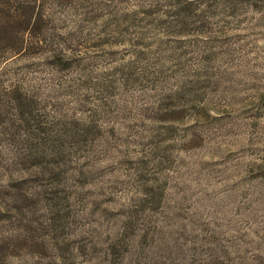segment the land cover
<instances>
[{
  "label": "rangeland",
  "instance_id": "obj_1",
  "mask_svg": "<svg viewBox=\"0 0 264 264\" xmlns=\"http://www.w3.org/2000/svg\"><path fill=\"white\" fill-rule=\"evenodd\" d=\"M40 3L0 36V264H264V0Z\"/></svg>",
  "mask_w": 264,
  "mask_h": 264
},
{
  "label": "trees",
  "instance_id": "obj_2",
  "mask_svg": "<svg viewBox=\"0 0 264 264\" xmlns=\"http://www.w3.org/2000/svg\"><path fill=\"white\" fill-rule=\"evenodd\" d=\"M8 4H10V2ZM40 4V0H23L17 2L15 6L4 5L3 17H0V36L4 38L10 36L12 39H17L12 46L5 48V51H3L4 57H6L7 54L19 55L33 50L34 47L32 46L36 44L25 42L24 39L20 37H24L22 34H24L29 27L34 30L39 29V32H42L45 28L47 20L43 12L37 13V11L40 10ZM0 45H6V43L0 41ZM54 56H58L59 58L62 57L61 55ZM16 102H18L19 106L24 104L22 97H18Z\"/></svg>",
  "mask_w": 264,
  "mask_h": 264
}]
</instances>
